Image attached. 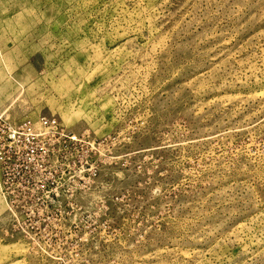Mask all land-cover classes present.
<instances>
[{"label":"rangeland","instance_id":"1","mask_svg":"<svg viewBox=\"0 0 264 264\" xmlns=\"http://www.w3.org/2000/svg\"><path fill=\"white\" fill-rule=\"evenodd\" d=\"M0 116V264H264V0H0Z\"/></svg>","mask_w":264,"mask_h":264},{"label":"built area","instance_id":"2","mask_svg":"<svg viewBox=\"0 0 264 264\" xmlns=\"http://www.w3.org/2000/svg\"><path fill=\"white\" fill-rule=\"evenodd\" d=\"M59 126L56 117L41 116L38 121L25 119L12 122L0 116V170L2 188L7 199H18V175L29 169L28 166H21V158H33L39 140L57 131ZM75 140L72 136L67 141L74 143Z\"/></svg>","mask_w":264,"mask_h":264}]
</instances>
